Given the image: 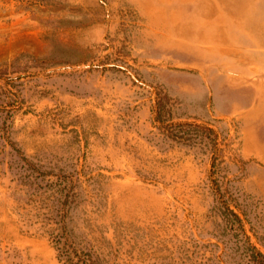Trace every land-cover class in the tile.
Returning <instances> with one entry per match:
<instances>
[{"label":"rangeland","instance_id":"obj_1","mask_svg":"<svg viewBox=\"0 0 264 264\" xmlns=\"http://www.w3.org/2000/svg\"><path fill=\"white\" fill-rule=\"evenodd\" d=\"M64 226L96 264L264 253V0H0V264Z\"/></svg>","mask_w":264,"mask_h":264},{"label":"trees","instance_id":"obj_2","mask_svg":"<svg viewBox=\"0 0 264 264\" xmlns=\"http://www.w3.org/2000/svg\"><path fill=\"white\" fill-rule=\"evenodd\" d=\"M167 103L159 99L155 106V118L165 128L167 134L173 139L183 142H196L204 137L213 140V129L200 125L194 121H172L165 116ZM215 139V138H214ZM217 145V142L214 141ZM237 220V217L234 218ZM57 256L63 264H96L93 252L78 249L70 232L64 226L63 232L54 236ZM247 255L250 264H264V253L254 245H247Z\"/></svg>","mask_w":264,"mask_h":264}]
</instances>
